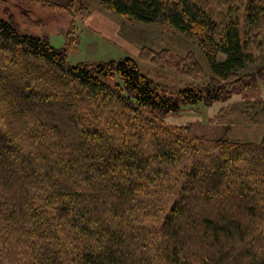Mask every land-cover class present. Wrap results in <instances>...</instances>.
Here are the masks:
<instances>
[{
    "label": "trees",
    "instance_id": "trees-1",
    "mask_svg": "<svg viewBox=\"0 0 264 264\" xmlns=\"http://www.w3.org/2000/svg\"><path fill=\"white\" fill-rule=\"evenodd\" d=\"M98 1L194 35L212 78L168 92L131 58L72 65L0 19V264H264V139L163 123L255 88L234 0ZM248 1L258 30L264 0Z\"/></svg>",
    "mask_w": 264,
    "mask_h": 264
},
{
    "label": "rangeland",
    "instance_id": "rangeland-1",
    "mask_svg": "<svg viewBox=\"0 0 264 264\" xmlns=\"http://www.w3.org/2000/svg\"><path fill=\"white\" fill-rule=\"evenodd\" d=\"M248 2L232 1L233 10L228 15L239 14L242 40L254 56L253 62L238 73L239 78L257 74L255 88L211 104L181 106L178 112L164 116L165 125L187 127L191 135L206 141L218 137L249 142L264 139V25H257V30L252 28L254 23L249 24ZM213 8L218 20L230 10L218 4ZM0 19L12 20L22 34L45 37L51 46L67 48L72 65L131 58L141 72L168 92L203 85L212 78L194 35L168 24L143 23L117 15L98 0H0ZM0 124L4 125L1 111Z\"/></svg>",
    "mask_w": 264,
    "mask_h": 264
}]
</instances>
